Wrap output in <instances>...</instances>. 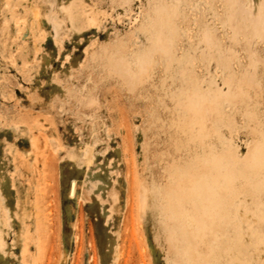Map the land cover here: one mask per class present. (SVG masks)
I'll list each match as a JSON object with an SVG mask.
<instances>
[{
	"label": "rangeland",
	"instance_id": "obj_1",
	"mask_svg": "<svg viewBox=\"0 0 264 264\" xmlns=\"http://www.w3.org/2000/svg\"><path fill=\"white\" fill-rule=\"evenodd\" d=\"M224 1L0 0V264H264V0Z\"/></svg>",
	"mask_w": 264,
	"mask_h": 264
},
{
	"label": "bare ground",
	"instance_id": "obj_2",
	"mask_svg": "<svg viewBox=\"0 0 264 264\" xmlns=\"http://www.w3.org/2000/svg\"><path fill=\"white\" fill-rule=\"evenodd\" d=\"M228 1H229V0H228ZM230 1L234 2L235 5H236L237 7H239V6L241 7L242 10H241V11L239 10L241 13H242V12H243V13H246V10L243 11V10H244L243 7H242L243 4H242V2H240V0H237V1H236V0H234V1H233V0H230ZM235 1H236V2L239 1V2H240V3H239L240 5L238 4V5H239V6H238L237 3H236ZM248 1H249V0H248ZM225 2H226V1H224V3H225ZM232 2H231V3H232ZM228 3H230V2H226L227 5H229ZM231 3H230V4H231ZM246 3H247V2H246ZM249 3H250V2H249ZM241 4H242V5H241ZM231 5H232V4H231ZM233 5H234V4H233ZM233 5H232L231 9L233 8ZM235 5H234V6H235ZM244 5L247 7L246 4H244ZM244 5H243V6H244ZM236 6H235V9H239V8H236ZM248 6H249V5H248ZM227 7L229 8L230 5L227 6ZM250 7H252L251 4H250ZM252 8H253V7H252ZM252 8H251V9H252ZM235 9L233 8V11L231 10V12L229 11L230 9H228V11L232 14V15H231V14L228 12V13L231 15V17L233 16L234 11H235L236 14L239 13V12H236ZM245 9H246V8H245ZM248 9H249V8H248ZM259 10H260V8H259ZM60 11H61L62 15H64L65 17H67V18H69V19L72 18V17H71L70 7H69L68 5L62 6V7L60 8ZM248 11H249V10H248ZM248 11H247V12H248ZM251 11H253V10H251ZM257 11H258V10H257ZM257 11H256V13H257ZM232 12H233V13H232ZM249 12H250V11H249ZM261 12H263V11H261ZM243 13H242V14H243ZM252 13H253V12H252ZM252 13L250 12V15H251ZM229 14H228V15H229ZM246 14H247V13H246ZM260 14H261V13H260ZM228 15H227V16H228ZM262 15H263V14H262ZM254 16H255V15H254ZM231 17L229 16V17H228V20H229ZM233 17H235V16H233ZM247 17H248V16H247ZM247 17H245L246 20H248ZM259 17H262V16H259ZM236 18H238V14L236 15ZM241 18H242V17H241ZM263 18H264V16H263ZM238 19H239V18H238ZM258 20L261 21V19H258ZM260 21H259V22H260ZM247 22H248V21H247ZM262 22H263V25H264V21H263V19H262ZM262 22H261V25H262ZM249 24H250V23H249ZM249 24L247 23L248 26H249ZM251 24H252V22H251ZM251 24H250V25H251ZM258 24H259V23H258ZM247 25H246V26H247ZM263 25H262V26H263ZM248 26H247V28H249ZM252 26H254V25H251L250 27H252ZM255 27H256V26H255ZM263 27H264V26H263ZM245 28H246V27H245ZM256 29H257V28H256ZM256 29H254L255 32H256ZM254 30H253V31H254ZM257 30H258V29H257ZM260 30H261V28H260ZM261 31H262V30H261ZM262 33H263V31H262ZM258 34H260V32H259ZM116 64H117V65H116ZM116 64H115V66H117V67H119V68L121 69V65H120V63H119V64L116 63ZM199 105H200V104H199ZM197 107H199V109H200V106H196V108H195L196 111L194 110L196 113H198L197 110H199V109H197ZM196 113H195V114H196ZM141 185H142V184H141ZM142 186H143V185H142ZM142 186H141V187H142ZM141 187H140V188H141ZM143 187H145V186H143ZM141 189H142V188H141ZM200 190H202V188H201ZM138 191H139V193L142 192V193H141L142 199H141V202H140L141 204H140V205H142V207H146V203H147V190H146V189H143V190L141 191V190L138 189ZM199 192H200V194H201L202 191H198V195L200 196ZM137 193H138V192H137ZM202 194H203V193H202ZM205 195H206V194H205ZM201 196H202V195H201ZM139 197H140V196H139ZM202 198H205V196L202 197ZM139 199H140V198H139ZM139 199H138V200H139ZM139 201H140V200H139ZM139 201H138V203H139ZM176 204H177V203H176ZM139 209H141V208H139ZM143 209H144V208H142V210H143ZM192 216L194 217V215H192ZM191 232H192V231H191ZM194 233H195V234H199L197 229H194ZM192 236H193V235H192ZM24 237H25V236H24ZM189 237H190V236H189ZM25 246H26V245H25ZM22 248H23V247H22ZM24 248H25V247H24ZM24 248H23V249H24ZM5 251H6V248H5V242H4V239H3L2 233H1V231H0V253L4 254ZM24 257H25V256H24Z\"/></svg>",
	"mask_w": 264,
	"mask_h": 264
}]
</instances>
